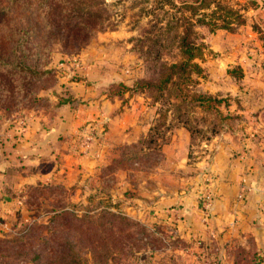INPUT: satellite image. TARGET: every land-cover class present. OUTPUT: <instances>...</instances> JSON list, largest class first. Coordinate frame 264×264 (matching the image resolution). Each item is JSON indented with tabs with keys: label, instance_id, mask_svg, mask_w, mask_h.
<instances>
[{
	"label": "rangeland",
	"instance_id": "obj_1",
	"mask_svg": "<svg viewBox=\"0 0 264 264\" xmlns=\"http://www.w3.org/2000/svg\"><path fill=\"white\" fill-rule=\"evenodd\" d=\"M41 1H45L43 7L35 2L31 12H26L23 3L28 0L16 5L0 0V45L4 48L0 56L9 62L0 63V115L6 121L47 110L54 95L63 102L86 103L73 97L71 87L75 83L68 79L63 95L57 92L55 70L64 60L74 58L65 65V73L86 86L94 85L95 94L97 89L107 94L104 110L109 118L88 120L81 133L85 149L89 144L84 134L91 130L95 133L93 143L100 145L104 161L99 176L74 189L64 185L31 187L27 203L32 218L22 220L19 212L0 235V264H203L200 248H186L185 237L177 232L175 219L186 213L185 209L181 210L183 214L175 211V194L191 193L199 198L198 217L202 222V195L212 193L208 186L212 172L208 165L201 164L203 158L214 151L219 138L255 145L264 138L251 134L259 124L256 96L243 89L247 88L245 78L250 68L264 66V51L259 47L264 45V0H225L235 10L247 7L242 10L246 19L243 26L247 27L233 28L238 35L225 30L215 34L199 30L206 45L203 64L208 72L196 89L223 96L233 94L228 97L229 106H221L222 114H229L221 119L212 112L187 108L169 91L134 88L135 81L152 76L148 66L155 64L158 50L161 61L178 59L175 42L169 41L161 49L153 43L161 36V28L175 25L176 10L169 2L104 0L101 29L92 30L86 42L66 46L53 40L49 48L41 49V45L35 48L32 32L9 33L27 23V17L42 21L45 7L59 0ZM244 32L255 35L244 39ZM18 41L27 42V46L11 52V45ZM238 53L247 60L239 61ZM21 59L26 65L19 63ZM238 64L244 71L240 81L232 75ZM105 81L100 89L99 83ZM239 86L241 98L235 95ZM213 127L217 131L214 134ZM211 214L207 223L202 222L205 234H195L191 241L211 234ZM239 247L241 250H235L240 252L238 264H264L263 258L256 256L259 249ZM56 254L58 262L54 260Z\"/></svg>",
	"mask_w": 264,
	"mask_h": 264
},
{
	"label": "crops",
	"instance_id": "obj_2",
	"mask_svg": "<svg viewBox=\"0 0 264 264\" xmlns=\"http://www.w3.org/2000/svg\"><path fill=\"white\" fill-rule=\"evenodd\" d=\"M254 18L258 20V17ZM254 35V32H247L244 39ZM259 47L264 51V45ZM213 50L221 52L219 48ZM237 55L241 58L239 61L247 60L244 54ZM245 80L247 88L255 93L257 105L254 108L259 120L251 134L264 135V66L253 65ZM105 83H99L100 89ZM94 89V85L90 87L76 82L71 93L86 103L63 102L54 95L55 100L47 110L39 109L20 118L0 121V235L9 228L13 217L22 211L29 186L48 183L55 178L72 186L97 174L104 161L100 145L93 141L88 151L89 146L85 149L80 140L88 120L96 122L101 117L109 118L104 110L107 95L99 93V89L95 94ZM215 143L214 151L201 161L212 172L208 184L213 196L211 234L207 236L214 241L219 260H223L228 248L235 245L259 249L264 260V138L258 145L223 138ZM244 178L248 179L252 189L240 199ZM197 199L191 193L175 194V211L182 213L181 210L185 209L186 213L175 219V225L178 226L177 232H181L187 241L195 234H205L204 225L199 222Z\"/></svg>",
	"mask_w": 264,
	"mask_h": 264
},
{
	"label": "trees",
	"instance_id": "obj_3",
	"mask_svg": "<svg viewBox=\"0 0 264 264\" xmlns=\"http://www.w3.org/2000/svg\"><path fill=\"white\" fill-rule=\"evenodd\" d=\"M10 1L13 5L22 4L21 0ZM35 2H37V5L40 7H43L45 4V1L41 0H28L27 3H23L26 12H31V7L33 4H36ZM160 2L163 4L169 2L175 7V25L161 28V30H163L161 36L153 41V43L161 49L167 47L169 41L171 43L175 42V50L177 51L178 59L170 63L164 60L161 61L163 58L158 50L154 60L155 64L152 65V62L148 66L149 72L152 76L150 78L135 81L134 88L136 90H138V87L142 90L155 89L158 92L169 91L171 93L170 95L175 96V100H179L180 104L183 103L187 108L191 106L193 109L199 108L203 111L212 112L221 119V116L223 115L221 106L228 107L229 98L233 94L223 96L220 93L214 94L196 89L200 84L201 79L207 77L208 72L203 64L205 60L204 55L206 45L203 42L204 38L199 33V30L207 29L210 34H215L220 30L233 33L234 26L245 25L246 19L242 10H246L247 7H242L241 10H235L227 4L225 0H186L181 3H177L176 0L175 3L173 0H163ZM250 3L255 6V8L257 7L254 1ZM104 5V0H77L73 2H71V0H59L56 4H51L45 7L47 12L44 13L42 21L27 17V23H24L22 27L15 29L14 32L9 30V33L15 36L16 34L28 33L30 31L37 41L35 48H38L41 45V47H44L41 49L49 48L53 40H58L63 44H66V46L70 43L80 44L81 42H86L87 38L91 36L92 30L101 29L104 20L101 9ZM40 33L43 35H39ZM165 35L168 37H165ZM9 42L12 43L11 41ZM26 44L27 42L22 41L14 43L11 45V52H14L15 49L25 48V46H27ZM3 49L4 48L0 45V50ZM73 59L74 58H69L64 60L62 62L63 66H60L55 70L58 81L57 92L61 91L62 95L63 91H66V86L64 84L66 83V79H68L70 83H76L79 80L76 79L77 77L65 73V65H69ZM0 63L8 64L9 62H6L4 58L0 56ZM19 63L26 65L25 60L22 59ZM238 65L239 66L232 71V75L235 79H239L238 81H240V78L244 77V71L242 70V66L240 64ZM25 67L29 69V66ZM241 85L243 86L242 82ZM242 86L238 87V94L236 93V96H239ZM243 89L245 92L249 91V93L255 94L250 88L244 87ZM239 98H241V96H239ZM63 99L64 98L61 100ZM180 104H178L179 111H181V108L179 107ZM245 107L246 106H244V108ZM228 115L229 114H224L222 117L227 118ZM2 120L3 117L0 115V121ZM84 129H86V127H84ZM212 131L213 134L217 132L215 127L212 128ZM100 137V135L97 136L99 143L102 141V139L100 140ZM82 139L83 137L81 138L80 136L81 141ZM96 176H99V174L92 175L86 180L95 178ZM78 184L80 183L67 186L63 181H56L55 178V180H51L48 183L41 182L37 185L29 186L25 193L26 199L24 201V210H22L23 212L21 211V214H23L21 219H26L28 221L32 218V211L27 203L28 190L31 187L64 185L66 188L74 189ZM65 208L66 207L63 208L64 211L66 210ZM177 236L178 235L175 234V237ZM203 237H201L199 241L186 240L184 245L186 248L197 246L200 248L202 256H206L212 261L219 260L220 254L215 249L214 241H211L207 235H203ZM104 241L105 240H102L101 242ZM238 247L239 245H235L228 248L227 254L224 256L225 259L224 257L223 260L221 259L223 264L239 263L238 255L240 252L235 253L236 248L241 250V248ZM242 251L244 252V250ZM259 255L260 254H257L256 256ZM53 257L50 259L51 263H54ZM57 257L58 255L56 254L54 260L58 262L60 257ZM248 263L251 264V261H248Z\"/></svg>",
	"mask_w": 264,
	"mask_h": 264
},
{
	"label": "built area",
	"instance_id": "obj_4",
	"mask_svg": "<svg viewBox=\"0 0 264 264\" xmlns=\"http://www.w3.org/2000/svg\"><path fill=\"white\" fill-rule=\"evenodd\" d=\"M75 63L76 62H74L73 64H75ZM84 138H85L86 144L88 145L95 140L96 136H95V133L92 132V130H91V132L88 131V132H86V134H84ZM251 189H252V187L249 184L248 179L244 178L242 191L239 195L240 199H244L245 194ZM200 205H201V213H202L201 221L204 224V223L208 222L212 208H213V196H212L211 192L206 191L205 193H203ZM201 258L203 260V264H223V262L221 260L212 261L208 257L202 256V255H201Z\"/></svg>",
	"mask_w": 264,
	"mask_h": 264
}]
</instances>
